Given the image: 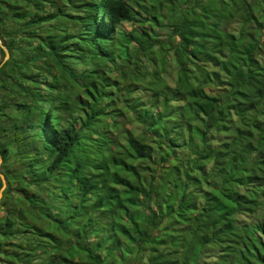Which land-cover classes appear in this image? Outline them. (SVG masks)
Segmentation results:
<instances>
[{"label": "trees", "instance_id": "16d2710c", "mask_svg": "<svg viewBox=\"0 0 264 264\" xmlns=\"http://www.w3.org/2000/svg\"><path fill=\"white\" fill-rule=\"evenodd\" d=\"M0 40V264H264V0H0Z\"/></svg>", "mask_w": 264, "mask_h": 264}, {"label": "water", "instance_id": "95a60500", "mask_svg": "<svg viewBox=\"0 0 264 264\" xmlns=\"http://www.w3.org/2000/svg\"><path fill=\"white\" fill-rule=\"evenodd\" d=\"M0 49L3 51L4 53V59L3 61L0 63V67L8 60L9 58V52L8 50L2 45L1 40H0ZM0 165H1V158H0ZM0 180L2 183V187L0 188V200L2 198V193L6 188V181L4 179V176L0 173Z\"/></svg>", "mask_w": 264, "mask_h": 264}, {"label": "rangeland", "instance_id": "374dc122", "mask_svg": "<svg viewBox=\"0 0 264 264\" xmlns=\"http://www.w3.org/2000/svg\"><path fill=\"white\" fill-rule=\"evenodd\" d=\"M122 29L125 30V31H129V30L131 29V25H130L129 23H124V24L122 25ZM171 73H173L172 75H174L176 72H175V70L172 69ZM122 107H123V105H122ZM126 127H127V128H130V130H131L133 133L136 131V129H135V127H136L135 124H133V125H126Z\"/></svg>", "mask_w": 264, "mask_h": 264}]
</instances>
